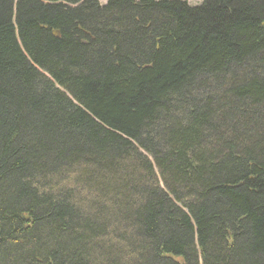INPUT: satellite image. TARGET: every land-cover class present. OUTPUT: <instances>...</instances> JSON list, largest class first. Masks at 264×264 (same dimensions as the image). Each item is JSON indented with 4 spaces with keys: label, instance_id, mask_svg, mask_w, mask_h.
Masks as SVG:
<instances>
[{
    "label": "trees",
    "instance_id": "16d2710c",
    "mask_svg": "<svg viewBox=\"0 0 264 264\" xmlns=\"http://www.w3.org/2000/svg\"><path fill=\"white\" fill-rule=\"evenodd\" d=\"M0 264H264V0H0Z\"/></svg>",
    "mask_w": 264,
    "mask_h": 264
},
{
    "label": "rangeland",
    "instance_id": "374dc122",
    "mask_svg": "<svg viewBox=\"0 0 264 264\" xmlns=\"http://www.w3.org/2000/svg\"><path fill=\"white\" fill-rule=\"evenodd\" d=\"M185 1H187L190 5H197L202 2V0H185ZM100 2L104 4L105 2H107V0H100Z\"/></svg>",
    "mask_w": 264,
    "mask_h": 264
}]
</instances>
